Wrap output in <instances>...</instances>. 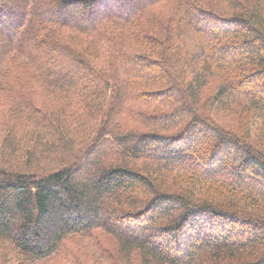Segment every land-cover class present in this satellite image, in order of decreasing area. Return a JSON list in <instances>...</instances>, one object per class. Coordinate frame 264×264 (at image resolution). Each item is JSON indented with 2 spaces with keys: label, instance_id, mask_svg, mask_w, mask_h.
Here are the masks:
<instances>
[{
  "label": "trees",
  "instance_id": "1",
  "mask_svg": "<svg viewBox=\"0 0 264 264\" xmlns=\"http://www.w3.org/2000/svg\"><path fill=\"white\" fill-rule=\"evenodd\" d=\"M0 264H264V0H0Z\"/></svg>",
  "mask_w": 264,
  "mask_h": 264
}]
</instances>
